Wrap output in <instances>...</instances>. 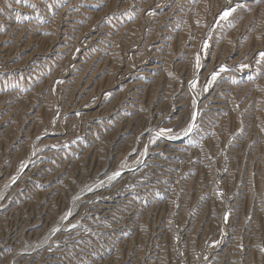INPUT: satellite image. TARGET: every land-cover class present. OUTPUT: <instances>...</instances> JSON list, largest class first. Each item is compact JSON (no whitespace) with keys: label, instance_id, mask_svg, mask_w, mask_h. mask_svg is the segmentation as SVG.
I'll return each mask as SVG.
<instances>
[{"label":"rangeland","instance_id":"374dc122","mask_svg":"<svg viewBox=\"0 0 264 264\" xmlns=\"http://www.w3.org/2000/svg\"><path fill=\"white\" fill-rule=\"evenodd\" d=\"M0 264H264V0H0Z\"/></svg>","mask_w":264,"mask_h":264},{"label":"snow or ice","instance_id":"6c2138e0","mask_svg":"<svg viewBox=\"0 0 264 264\" xmlns=\"http://www.w3.org/2000/svg\"><path fill=\"white\" fill-rule=\"evenodd\" d=\"M17 2L19 3L20 0H17ZM233 11H235L234 8L224 10V11L221 13V15H220V19H221V20H227L228 17L232 14ZM206 46H207V45H205V47H206ZM197 67H199V59H197ZM224 70H225V69H224L223 67L220 69V71H224ZM218 75H219V72H214V73L212 74V77H211L212 81H215ZM194 118H195V114L193 115V119H194ZM194 126H195L194 124H190L189 127L185 130V134H187L188 132H190Z\"/></svg>","mask_w":264,"mask_h":264}]
</instances>
